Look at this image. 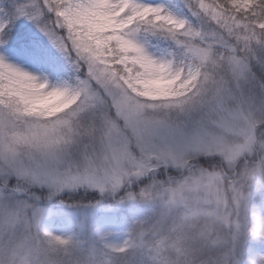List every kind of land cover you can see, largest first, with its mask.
Listing matches in <instances>:
<instances>
[{
  "label": "snow or ice",
  "instance_id": "obj_1",
  "mask_svg": "<svg viewBox=\"0 0 264 264\" xmlns=\"http://www.w3.org/2000/svg\"><path fill=\"white\" fill-rule=\"evenodd\" d=\"M77 193L153 206L114 255L264 264V0L0 3V256Z\"/></svg>",
  "mask_w": 264,
  "mask_h": 264
},
{
  "label": "rangeland",
  "instance_id": "obj_2",
  "mask_svg": "<svg viewBox=\"0 0 264 264\" xmlns=\"http://www.w3.org/2000/svg\"><path fill=\"white\" fill-rule=\"evenodd\" d=\"M17 23L20 30L33 29L32 38L35 40H44L30 23L23 20ZM12 62L32 70L20 60L12 59ZM65 199L68 204L52 206L53 214L43 221L42 226L53 233L72 236L89 251V264H96L97 257L102 259V264H112L113 258L118 255L112 254L104 245L119 246L129 239L128 216L142 218L150 206L135 203L117 206L110 199L101 200L95 193L66 195ZM249 248L253 258L264 255V243L250 242Z\"/></svg>",
  "mask_w": 264,
  "mask_h": 264
},
{
  "label": "clouds",
  "instance_id": "obj_3",
  "mask_svg": "<svg viewBox=\"0 0 264 264\" xmlns=\"http://www.w3.org/2000/svg\"><path fill=\"white\" fill-rule=\"evenodd\" d=\"M64 244L49 245L43 239L22 240L18 242V252L21 256L27 253L22 264H89V251L69 235H62ZM0 264H8V260L0 256ZM96 264H102L97 257Z\"/></svg>",
  "mask_w": 264,
  "mask_h": 264
},
{
  "label": "trees",
  "instance_id": "obj_4",
  "mask_svg": "<svg viewBox=\"0 0 264 264\" xmlns=\"http://www.w3.org/2000/svg\"><path fill=\"white\" fill-rule=\"evenodd\" d=\"M3 0H0V3H2ZM18 22V21H17ZM18 23L12 28L13 33H17L19 30L20 35L17 37V42L20 44H23L26 41H32L35 40L32 38L33 36V29L31 31L28 30H20L18 27ZM155 219V212L153 211V206L150 205L146 214L139 219H134L131 216H128V223L130 225V230L133 228L136 224H143L145 228H148ZM76 225H79L76 224ZM149 260V257L147 255L146 251H140V250H129L127 253L118 255L112 260V264H144L145 261Z\"/></svg>",
  "mask_w": 264,
  "mask_h": 264
}]
</instances>
